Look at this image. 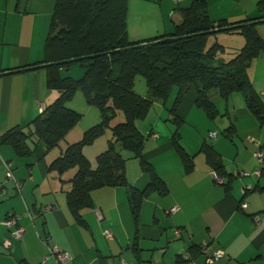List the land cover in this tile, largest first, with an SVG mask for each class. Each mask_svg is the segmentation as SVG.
Listing matches in <instances>:
<instances>
[{
  "label": "crops",
  "instance_id": "0c3cea01",
  "mask_svg": "<svg viewBox=\"0 0 264 264\" xmlns=\"http://www.w3.org/2000/svg\"><path fill=\"white\" fill-rule=\"evenodd\" d=\"M190 1L129 0L130 38L145 40L171 32L175 23L182 21L177 8L189 6ZM55 2L0 0V137L16 126L29 125L40 114V104L47 107L59 95L48 86L46 68L10 73L44 59ZM208 2L212 18L216 15L236 22L260 15L258 0H215L213 7ZM130 28L141 33L131 34ZM248 74L255 89L263 95L264 56L252 62ZM241 94L234 92L226 101L224 113L230 119L221 120L223 124L218 126L226 129L233 125L235 133L228 136L223 130L220 136L219 130H213L208 123L211 121L206 114L199 113L186 125L189 112L197 109L196 92H188L178 114L185 123L181 127L183 145L195 155V169L191 173L185 172L173 148L175 128L172 131L158 128L169 101L166 105L155 104L160 109L158 119L143 130L149 132L151 140L139 130L146 138L144 156L154 165L169 192L165 195L154 192L144 199L138 226L125 186L95 190L94 207L82 211L86 225L79 224L70 212L66 195L77 170L67 180L49 171L51 162L41 160L47 151L41 143L34 141V146L30 143L36 163L19 157L12 146L0 144V264H179L180 256L188 255L194 245L203 248L194 258L196 264H264V171L259 176L255 174L260 168L256 152H264V127ZM169 116L167 120L172 122V114ZM201 124L205 125L202 132L209 131L215 137L191 135V130ZM136 125L139 126L138 122ZM204 142L215 146L228 173L234 174L229 190L216 181L214 170L200 153ZM99 144L101 148L104 145ZM93 152L85 153L89 157ZM8 163L15 179L7 178ZM127 176L139 189L151 181L150 175L142 170L130 174L128 163ZM246 186L254 189L246 192ZM174 206L179 209L170 212ZM13 213L21 216L17 225L23 228L21 238H15L12 233L15 227L5 223ZM105 231H111L112 236H106ZM53 247L65 250L72 259L61 263L53 255ZM216 251L224 252L223 257L210 259Z\"/></svg>",
  "mask_w": 264,
  "mask_h": 264
},
{
  "label": "trees",
  "instance_id": "16d2710c",
  "mask_svg": "<svg viewBox=\"0 0 264 264\" xmlns=\"http://www.w3.org/2000/svg\"><path fill=\"white\" fill-rule=\"evenodd\" d=\"M257 7L259 17L230 22L210 17L208 0H191L189 6L177 8L182 21L175 23L171 32L132 40L128 31L129 0H56L44 45V59L12 69L10 73L46 68L48 86L59 95L29 125L16 126L1 135L0 144L12 146L19 157L33 154L31 139L47 150L61 146L83 116L69 107L68 102L78 91L83 92L87 102L99 109L100 121L87 128L79 141L68 144L48 165V170L61 175L70 169L77 170L66 195L70 212L79 224L86 225L82 211L94 207L92 193L95 190L125 186L138 226L144 199L154 192L161 195L169 192L154 165L144 156L146 138L136 125L138 120L147 117L155 102L162 101L166 105L174 88H178L169 108L175 125L172 144L186 173L194 171L195 155L183 145L184 119L178 111L190 90L196 92V107L211 120L225 115L213 100V91L225 101L234 92H240L250 112L264 127V96L255 89L248 74L252 62L264 56V38L257 27L264 24V0H258ZM219 32H239L245 38L244 46L229 60L218 56L224 52L222 45L215 42L208 47L210 37ZM74 64L85 68L84 75L78 79L63 76L62 71ZM139 74L146 80V95L137 93L134 88ZM120 114L124 119L115 123ZM108 129L112 137L108 148L97 155L94 168L84 149ZM223 133L231 136L235 127H228ZM120 149L132 152L133 157L139 159L142 171L150 175L151 181L144 189L129 182L127 160ZM200 153L224 179L222 184L229 190L234 174L228 173L219 151L213 144L204 142ZM256 159L260 164L258 170L263 172L264 156L262 162ZM202 251V246L194 245L190 258L180 256L178 263L190 264Z\"/></svg>",
  "mask_w": 264,
  "mask_h": 264
},
{
  "label": "rangeland",
  "instance_id": "374dc122",
  "mask_svg": "<svg viewBox=\"0 0 264 264\" xmlns=\"http://www.w3.org/2000/svg\"><path fill=\"white\" fill-rule=\"evenodd\" d=\"M243 1H245V0H243ZM246 1H249V0H246ZM214 2H215V0H210V6L213 7L216 4ZM169 19H170V17H169ZM212 19L219 20L222 18H219V16L214 15V18H212ZM261 26H262V28H261ZM257 27L259 29L258 30L259 33H260V29H261L260 35L264 38V24H259ZM129 30H130L131 34L135 33V34L139 35L141 33L139 31H137V32L133 31L131 28ZM239 39H241V41H243V44L240 43ZM215 42H217L218 44L222 45L225 48L224 52H220V54L218 55L219 58H224L226 60H229L236 55V54H234L235 51L240 50L244 46L245 38L239 32H219L216 35L210 37V39L208 41V47H210L212 45V43H215ZM84 73H85V68L83 66H81L80 64H74L69 69H64L62 71L63 76L67 75V76H71V77L76 78V79L82 77L84 75ZM134 88H135L136 92L141 94V95L147 91V85H146V80H145L144 76H142L140 74L136 76ZM177 92H178V88L175 87L173 92L171 93V95L168 98L169 104L167 105V107L165 109V113L163 114L162 118L159 119L158 128H163V127L170 128L171 131L175 128L173 123L167 119H169V117H170L169 116V114H170L169 108H171V106L173 105ZM212 98L216 102L221 113L225 114V115L224 116L220 115L214 120H211L209 118V120L211 122H208V123L210 125H212L213 130H215V131L219 130L218 133L221 136L222 131L225 130V128L221 127L220 129H218V126H220V123L223 124V122L221 120H225L227 122V121H229L230 117L227 116L226 113H224L226 101L220 99L219 96L214 91H213ZM168 101H167V103H168ZM156 103L162 104L163 102L162 101L155 102L153 104V107H152L148 117H146L143 120L137 121L138 125H139L138 126L139 129L144 133H147V132L143 131L144 127L146 126V127L150 128L151 124H153L155 122V118L157 117V119H158V112L160 109H158V107L155 105ZM68 105H69V107L73 108L74 110H77L78 112H80L83 115L82 119L67 134L68 138H65L61 142V146L54 147V148L47 150L45 152L44 158L41 160H45V161H47V163H50L53 160H55V158H57V156H59L61 154V152L68 146V143L70 144V143H74V142L79 141L82 138L85 130L87 128H89L90 126H92L100 118L99 109L94 105H90L85 98V94H83V92H81V91H78L76 93L75 97L68 102ZM199 113L205 114L204 111L198 110V108L197 109L194 108L193 110H191L187 116L186 125H190L193 122V120L196 119V115H198ZM123 119H124V116L122 114H120V117H118L114 122L117 123L119 121H122ZM201 123H203V122H201ZM204 127H205V125L201 124V125H199L198 129L193 128V130H191L192 131L191 135L198 134V135H200V137H203L204 135H207V134H208V136L211 135L209 131L206 133L202 132L204 130ZM226 132H228V131H226ZM181 134H182V140H183V137H184L183 132H181ZM146 136L147 137L149 136V132L146 134ZM111 137H112L111 130L108 129L106 134H104L103 136L98 138L93 144L85 147V149H84L85 152H87L89 150L94 151L93 153H90V154L88 153L89 154L88 159L91 161L92 166L94 168L97 167V155H99L100 153H102L103 151H105L108 148V142L107 141L110 140ZM210 139L212 142H214V139H212V138H210ZM149 140H151V138H149L148 141ZM29 142L32 143L34 146L33 140H30ZM100 142H103V144H104L102 148L99 147ZM121 153L124 155V157L127 160L128 166L130 168V174H136L138 172L140 173L142 169L140 166L139 159L133 157L132 152H130L129 150L123 149V150H121ZM85 155H86V153H85ZM22 159H30L33 163H36V159L33 156V154L30 155L29 157H23ZM162 164H163V161H162ZM74 171H76V169H70L69 171H66L65 173H63L62 176H63L64 180L69 179L70 173H74Z\"/></svg>",
  "mask_w": 264,
  "mask_h": 264
},
{
  "label": "built area",
  "instance_id": "2783aa9c",
  "mask_svg": "<svg viewBox=\"0 0 264 264\" xmlns=\"http://www.w3.org/2000/svg\"><path fill=\"white\" fill-rule=\"evenodd\" d=\"M176 2H181L182 0H175ZM264 95V93H263ZM45 109V105L44 104H40V110L41 112ZM212 137H215V134L212 133L211 134ZM259 145V143H257ZM263 156H264V152L263 151H258L256 152V157L260 159V161L262 162L263 161ZM10 164L8 163L7 167H8V172H7V178L11 179V178H14V175H13V171L9 168ZM261 171L258 170L255 174L257 176L261 175ZM235 175H239V173H236ZM213 176L214 178L216 179V181L218 183H223V179L214 171L213 172ZM254 188L252 186H246L244 191H251L253 190ZM246 206V205H245ZM179 208L177 206H174L170 212H175L177 211ZM20 215L19 214H11L8 216V218L6 219L5 223L9 226V227H15V229L13 230V236L15 238H21L22 237V234H23V228L22 227H17L18 225V221L20 219ZM178 234H179V230L176 231ZM105 235L108 236V237H111L112 236V232L111 231H105ZM52 253L53 255L56 256V258L58 259V261H60L61 263H66L68 261H70L72 259L71 255L66 252L65 250H61L59 249L58 247H53L52 249ZM224 255V252L222 251H216L214 253L213 256L210 257V259L212 260H218L220 258H222ZM190 258V255H185V259H189ZM127 264V263H125ZM190 264H196L195 260H191L190 261Z\"/></svg>",
  "mask_w": 264,
  "mask_h": 264
},
{
  "label": "water",
  "instance_id": "95a60500",
  "mask_svg": "<svg viewBox=\"0 0 264 264\" xmlns=\"http://www.w3.org/2000/svg\"><path fill=\"white\" fill-rule=\"evenodd\" d=\"M168 41V39L167 40H163L162 42H167Z\"/></svg>",
  "mask_w": 264,
  "mask_h": 264
}]
</instances>
